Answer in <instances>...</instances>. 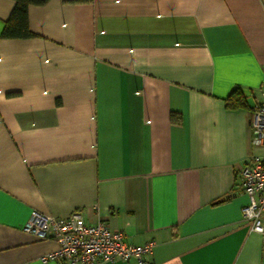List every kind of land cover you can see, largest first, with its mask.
I'll use <instances>...</instances> for the list:
<instances>
[{"label":"crops","instance_id":"1","mask_svg":"<svg viewBox=\"0 0 264 264\" xmlns=\"http://www.w3.org/2000/svg\"><path fill=\"white\" fill-rule=\"evenodd\" d=\"M28 25L0 37V264H60L33 211L153 240L148 264H264L240 175L264 155V0H49Z\"/></svg>","mask_w":264,"mask_h":264},{"label":"built area","instance_id":"2","mask_svg":"<svg viewBox=\"0 0 264 264\" xmlns=\"http://www.w3.org/2000/svg\"><path fill=\"white\" fill-rule=\"evenodd\" d=\"M251 143L264 147V91L256 98L249 115ZM243 192L248 203L242 208L244 221L261 235L264 247V155H251L240 172ZM24 230L38 238H51L57 247L40 257L42 262L58 261L60 264H101L115 259H135L138 264H148L155 241L142 245L130 244L121 230L111 229L104 221L87 222L79 211L67 216L44 215L33 211Z\"/></svg>","mask_w":264,"mask_h":264},{"label":"trees","instance_id":"3","mask_svg":"<svg viewBox=\"0 0 264 264\" xmlns=\"http://www.w3.org/2000/svg\"><path fill=\"white\" fill-rule=\"evenodd\" d=\"M14 6L8 17L4 22L1 30V38H30L35 36L29 29L28 25V8L31 5H43L49 0H13ZM80 1V0H74ZM83 1V0H82ZM239 89H233L226 99L227 107H237L242 105L243 98L239 94ZM11 94V93H10ZM171 120L173 122L179 121V116L172 114Z\"/></svg>","mask_w":264,"mask_h":264}]
</instances>
